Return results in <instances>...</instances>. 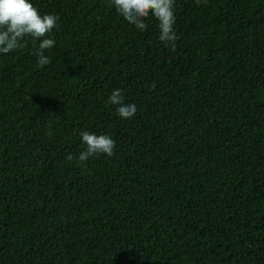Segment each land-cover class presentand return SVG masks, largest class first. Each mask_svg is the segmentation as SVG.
<instances>
[{"label":"trees","instance_id":"trees-1","mask_svg":"<svg viewBox=\"0 0 264 264\" xmlns=\"http://www.w3.org/2000/svg\"><path fill=\"white\" fill-rule=\"evenodd\" d=\"M30 2L59 19L49 64L0 53V264H264V0H175L174 50L110 0ZM84 131L114 155L79 162Z\"/></svg>","mask_w":264,"mask_h":264},{"label":"clouds","instance_id":"clouds-1","mask_svg":"<svg viewBox=\"0 0 264 264\" xmlns=\"http://www.w3.org/2000/svg\"><path fill=\"white\" fill-rule=\"evenodd\" d=\"M206 3L207 0H204ZM111 6L129 24L144 31L147 25L144 20L151 15L158 21V39L166 46L171 42V49H175L178 39L173 30L175 24V0H110ZM200 4L201 0H195ZM58 16L41 14L30 0H0V53L7 54L24 46L26 38L38 47L34 54L37 64L45 66L50 63L44 54L46 49L54 46L55 41L47 38L57 26ZM108 104L118 106L116 112L120 118L130 119L137 112L135 103H125L120 89L112 91L108 97ZM81 143L85 146L77 159L84 163L89 158L104 155H114L115 141L108 135H95L87 131L81 132ZM72 160L71 155L68 156Z\"/></svg>","mask_w":264,"mask_h":264}]
</instances>
